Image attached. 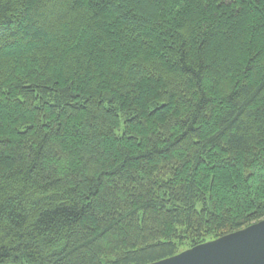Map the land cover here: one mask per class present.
<instances>
[{
    "label": "trees",
    "instance_id": "1",
    "mask_svg": "<svg viewBox=\"0 0 264 264\" xmlns=\"http://www.w3.org/2000/svg\"><path fill=\"white\" fill-rule=\"evenodd\" d=\"M264 218V0H0V264H148Z\"/></svg>",
    "mask_w": 264,
    "mask_h": 264
},
{
    "label": "water",
    "instance_id": "2",
    "mask_svg": "<svg viewBox=\"0 0 264 264\" xmlns=\"http://www.w3.org/2000/svg\"><path fill=\"white\" fill-rule=\"evenodd\" d=\"M148 264H264V218Z\"/></svg>",
    "mask_w": 264,
    "mask_h": 264
}]
</instances>
